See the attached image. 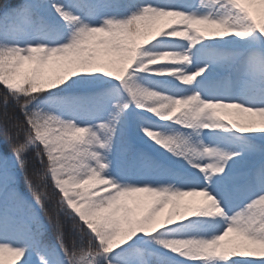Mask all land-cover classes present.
<instances>
[{"label":"snow or ice","instance_id":"obj_1","mask_svg":"<svg viewBox=\"0 0 264 264\" xmlns=\"http://www.w3.org/2000/svg\"><path fill=\"white\" fill-rule=\"evenodd\" d=\"M199 6L211 10H185L172 0H0L2 123L12 142L11 154H0V233L25 234L21 243L0 235V264L6 254L16 264H31L32 254L37 264H264V143L248 135L264 134L258 118L264 117V0H199ZM226 37L234 38L232 46L202 44ZM165 40L187 47L157 48ZM198 44L203 62L189 70ZM150 76L189 86L204 79L179 89ZM13 101L23 122L7 111ZM133 105L139 118L126 130ZM147 113L188 131L162 130ZM137 128L197 174L182 178V187L166 161L141 151L143 168L158 179L113 176L116 140ZM204 129L235 130L239 150L206 145ZM244 155L246 166L234 172ZM18 173L31 199L18 189ZM49 177L58 197L51 209L42 190ZM186 196L203 199L193 204ZM238 196L244 203L230 214ZM40 212L54 224L56 244L43 240ZM62 217L72 220L71 244ZM194 217H220L226 226L199 234L211 225ZM189 228L192 234L181 231ZM230 233L236 238L226 241Z\"/></svg>","mask_w":264,"mask_h":264},{"label":"trees","instance_id":"obj_2","mask_svg":"<svg viewBox=\"0 0 264 264\" xmlns=\"http://www.w3.org/2000/svg\"><path fill=\"white\" fill-rule=\"evenodd\" d=\"M156 1L158 0H148V2H151L153 4H157ZM10 3L16 4L19 3V0H9ZM120 3L127 5L129 3V0H120ZM137 3H141V0H137ZM127 8H121L119 9L120 15H126L127 14ZM180 40L177 41H167L165 40L164 43H157L163 47L171 45H175L178 47ZM192 59H196V56H192ZM198 83V80L196 81ZM4 88L2 85H0V154L3 155H10L11 154V141L8 139L9 129L6 125L2 123V113L4 110V97H3ZM8 113L11 116H14L18 119V121L23 122V116L19 108L15 105V102L13 101L8 105L7 109ZM136 111L135 106H132V109L127 113L126 115V130L128 128L129 123V117L130 114ZM157 124L162 125L163 129L165 131L171 130V129H181L184 131V129L181 128L180 125L171 124L167 121H155ZM17 131H20L21 137H23L24 132L22 130L12 128L11 132L13 135L17 133ZM131 133L128 132L124 137H120L119 140L116 141L113 152H117L116 158L123 160V167L121 170V176L123 180H135L141 178L143 175L147 176L151 179H158V174L155 171L148 172L143 168V162L141 161L139 157V153L141 151L147 152L149 155L152 156L154 160H164V153L163 149L159 145L153 144L151 140H149L143 132H137ZM35 156V153H31L29 155V160L31 161L32 158ZM46 160V157H45ZM35 164L37 167H40L41 169L43 166L40 164L39 159L37 158L35 160ZM32 167L30 164L29 167V175L31 176ZM43 173L41 172V175ZM34 182H39L35 177H33ZM18 189L21 193H23L28 199H31V189L29 188V185L27 181L24 179L23 173H18ZM42 190L45 191L51 198L49 203V208L51 209L54 206V202L58 197L55 195L56 191L54 188V184L52 183L50 177L48 178L47 186L42 187ZM170 207V206H169ZM169 207H165V209H169ZM40 219L43 226V240L46 243L49 244H56V229L54 224L50 223L48 220V214L40 212ZM62 221L64 224V230L66 237L68 239V243L71 244L72 240L76 238V234L73 231L72 228V220L70 217H62ZM0 235L7 236L11 240H13L16 243H21L25 239V234L20 231H13L5 229L3 233H0ZM62 255V253H61ZM31 264H37V258L35 254L31 255ZM4 264H16V261H14L9 255L6 254Z\"/></svg>","mask_w":264,"mask_h":264},{"label":"rangeland","instance_id":"obj_3","mask_svg":"<svg viewBox=\"0 0 264 264\" xmlns=\"http://www.w3.org/2000/svg\"><path fill=\"white\" fill-rule=\"evenodd\" d=\"M143 2H144V0H141V3H143ZM163 2H164V0L156 1L157 4H161ZM172 2L177 4V5L185 7V10H195V11L204 12V13L209 12L211 10L209 8L200 7L199 6V0H172ZM189 4L192 5V9L187 8V5H189ZM233 39H234L233 37H226L223 40H206V41L202 42V44L209 46V47H229V46H232ZM179 46L187 47V42L180 40L178 47ZM157 48H163V46L157 44ZM202 53H203V48H202L201 44H198L193 49H191V55L196 56V59H192V64H191V67L189 70L195 69L197 66H199L203 62ZM27 66L28 65L26 62L25 67H27ZM141 75H144V74H141ZM204 76L205 77L209 76V73L206 72L204 74ZM211 78L215 79V76L213 75ZM148 79L153 80V81L167 82L169 85L176 86L179 89H191V88L197 87L199 82L202 79H204V77L197 78L198 83L195 82L190 86L180 84L178 81L174 80L172 77L150 76V77H148ZM105 87H109V86L105 85ZM205 95H207V93H205ZM233 95L234 96L239 95V90L234 89ZM241 99H244V98L242 97ZM139 114H140L139 109H136V111H134L133 113L130 114L129 123H128L129 126L134 124L138 120ZM147 116L149 118L153 119L154 121H161V120H156L154 115L151 113H147ZM167 122H170L171 124H175L172 121H167ZM176 125H178V124H176ZM184 131H188V130L184 129ZM137 132H139L138 128H137ZM248 135L251 137H255L256 143H264V139L259 138L261 135H264V134L252 133V134H248ZM200 139H202L206 145L219 147L222 149H229V150H233V151L239 150L240 143H241L240 134L235 132V130H231V129H215V130L204 129L200 135ZM117 140H119V138H117ZM162 151L165 155L163 161H166L167 164L169 165V167L174 172H176L178 174L177 180H176V182L178 184H180V180L182 178L194 176L197 174V170L189 168L186 165V162H183L181 158L174 156L171 152H168L165 149H163ZM116 154H117L116 151L112 152V154H111V159L113 160V167L111 169V174L113 176H115L117 179L123 180V178L121 176V173H122L121 170L123 167V160L117 159ZM247 159H248L247 155L242 156L239 159V161L236 163L235 167L233 168V171L238 172V171L242 170L246 166V160ZM229 164L231 165L232 161H229ZM143 176H145V175H143ZM52 183L54 184V181H52ZM180 186L183 187L184 185L180 184ZM202 199L203 198L200 196H186V197L182 198V200L184 202H190L193 204L200 202ZM243 203H244V197L238 196V197L233 198L229 202L230 214H231L232 208L237 207L239 205H242ZM168 211H169V209L163 208L159 213L160 218L163 219L167 215ZM189 220L207 221L211 225V228L206 232L199 233V234H203V235H207V236H211L214 232L218 233V232L222 231L223 228L226 226L223 219L220 217H216V218L194 217V218H189ZM182 223L187 224L188 221L186 220L185 222H182ZM181 231H187V234H192V230L190 228L186 229V230L181 229ZM235 238H236V234L230 233L229 236L225 238V240L226 241L227 240H234ZM149 246H151V245H149ZM161 251H163V250L161 249Z\"/></svg>","mask_w":264,"mask_h":264},{"label":"clouds","instance_id":"obj_4","mask_svg":"<svg viewBox=\"0 0 264 264\" xmlns=\"http://www.w3.org/2000/svg\"><path fill=\"white\" fill-rule=\"evenodd\" d=\"M210 107H212L215 111H221L223 106L217 107L215 105H211ZM162 111H166V109H162ZM259 119L262 120V122H264V117H258ZM220 123L223 124H227V121H220ZM233 123L237 124L238 126H243L242 121L241 120H236Z\"/></svg>","mask_w":264,"mask_h":264}]
</instances>
